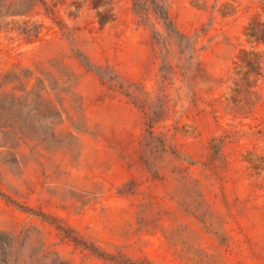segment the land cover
<instances>
[{
	"label": "rangeland",
	"instance_id": "1",
	"mask_svg": "<svg viewBox=\"0 0 264 264\" xmlns=\"http://www.w3.org/2000/svg\"><path fill=\"white\" fill-rule=\"evenodd\" d=\"M2 92L0 264H264V0H0Z\"/></svg>",
	"mask_w": 264,
	"mask_h": 264
},
{
	"label": "trees",
	"instance_id": "2",
	"mask_svg": "<svg viewBox=\"0 0 264 264\" xmlns=\"http://www.w3.org/2000/svg\"><path fill=\"white\" fill-rule=\"evenodd\" d=\"M36 95L37 94H35V96ZM33 96H34V93H33ZM22 101H23V97L18 98L14 95L9 97L8 95H6L5 93L2 92V93H0V110H3L5 104H13V105L19 104V105H21ZM37 101L39 103L38 96H37ZM41 101H42V103H46V101L43 99ZM39 105L43 109L46 107L45 105H42L41 103Z\"/></svg>",
	"mask_w": 264,
	"mask_h": 264
}]
</instances>
